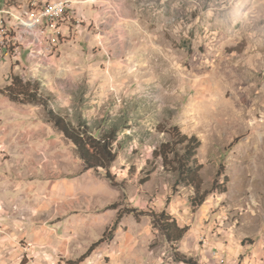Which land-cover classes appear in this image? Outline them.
<instances>
[{
  "label": "rangeland",
  "instance_id": "obj_1",
  "mask_svg": "<svg viewBox=\"0 0 264 264\" xmlns=\"http://www.w3.org/2000/svg\"><path fill=\"white\" fill-rule=\"evenodd\" d=\"M33 1L0 0L16 26L0 58V264H264V0H45L64 12L34 30ZM15 76L46 104L8 97ZM50 110L117 131L119 186L86 170ZM174 127L200 142L202 191L224 167L227 192L199 208L174 153L171 167L155 154L183 153ZM132 209L188 233L175 248Z\"/></svg>",
  "mask_w": 264,
  "mask_h": 264
},
{
  "label": "trees",
  "instance_id": "obj_2",
  "mask_svg": "<svg viewBox=\"0 0 264 264\" xmlns=\"http://www.w3.org/2000/svg\"><path fill=\"white\" fill-rule=\"evenodd\" d=\"M5 90L6 95L15 102L21 104H46L45 96L40 94L31 82H25L19 76L13 77L12 84ZM49 116L55 127L75 145L80 158L86 165V170L93 169L97 172L104 171L111 184L113 186H119L116 175L111 171L112 165L118 159V153L115 151L114 147L118 138L117 131L113 130L106 132L97 137L93 135L90 130L91 128L86 122H83L79 126H75L67 117L60 115L54 110L49 111ZM173 130L177 132L174 136L177 141V146L183 147V153H175L173 148L167 150L169 148V143H166L162 144L160 149L156 150L155 154L157 157L160 156L163 159L166 166L169 165L171 167L170 155L174 153L177 160V166L174 168H176L179 175L177 186L183 185L194 189L195 197L191 199L193 208L201 207L206 202L207 198L214 193H226L227 191L224 184L227 182V177H224V184L220 185V179L224 175L223 166L219 169L212 188L208 191H202V165L199 164L195 158L197 150L200 147V142L195 136L188 137L187 135L180 134L178 127H174ZM238 140L239 139H236L234 143L238 142ZM129 213L135 214L137 217H152L155 227L161 231L166 240L175 248H177L178 243H180L188 233L189 228L179 226L177 220L166 210L161 212H155L153 210L139 212L132 209ZM102 242L103 239L97 244H94L83 258L89 256ZM176 257H178L177 260L179 261L182 260L188 264H193L191 258L178 251L176 252Z\"/></svg>",
  "mask_w": 264,
  "mask_h": 264
},
{
  "label": "built area",
  "instance_id": "obj_3",
  "mask_svg": "<svg viewBox=\"0 0 264 264\" xmlns=\"http://www.w3.org/2000/svg\"><path fill=\"white\" fill-rule=\"evenodd\" d=\"M7 4V0H6ZM66 3L64 1H54V3H45V0L38 1L35 0L31 2L28 6L26 11L21 15L31 17V24H24V25H31L32 29H36V27L40 26L41 24L50 25L53 28L57 27V20L61 17L64 12ZM46 21V23H44ZM0 25L2 30H9V38L8 39H1V43H8V50L7 51H0V58H2L3 54L10 51L14 46V41L11 39V31L16 30V26L10 23V15H5L3 13V6L0 8Z\"/></svg>",
  "mask_w": 264,
  "mask_h": 264
}]
</instances>
